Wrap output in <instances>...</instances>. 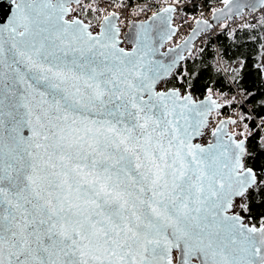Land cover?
<instances>
[{
  "label": "snow or ice",
  "instance_id": "snow-or-ice-1",
  "mask_svg": "<svg viewBox=\"0 0 264 264\" xmlns=\"http://www.w3.org/2000/svg\"><path fill=\"white\" fill-rule=\"evenodd\" d=\"M8 4L0 264H264V0Z\"/></svg>",
  "mask_w": 264,
  "mask_h": 264
},
{
  "label": "trees",
  "instance_id": "trees-1",
  "mask_svg": "<svg viewBox=\"0 0 264 264\" xmlns=\"http://www.w3.org/2000/svg\"><path fill=\"white\" fill-rule=\"evenodd\" d=\"M209 2H211V0ZM188 14H192L191 9L188 10ZM234 28H239V26H235ZM251 35L252 34L246 30L240 29L236 33L235 43L227 39L226 34L220 35L219 39L214 41V43L226 48L228 57H231L237 51V45H242L239 51L244 52L251 62H255L260 52V43H263V41H253ZM257 35H259V33H257ZM197 95H199V93H197Z\"/></svg>",
  "mask_w": 264,
  "mask_h": 264
},
{
  "label": "water",
  "instance_id": "water-1",
  "mask_svg": "<svg viewBox=\"0 0 264 264\" xmlns=\"http://www.w3.org/2000/svg\"><path fill=\"white\" fill-rule=\"evenodd\" d=\"M0 5H3V12H0V22H3V19L5 18L6 20V15L9 13L10 5L8 4V0H0ZM183 38L180 39L179 41H182ZM168 46L169 45L167 44L165 45V47H168Z\"/></svg>",
  "mask_w": 264,
  "mask_h": 264
},
{
  "label": "built area",
  "instance_id": "built-area-1",
  "mask_svg": "<svg viewBox=\"0 0 264 264\" xmlns=\"http://www.w3.org/2000/svg\"><path fill=\"white\" fill-rule=\"evenodd\" d=\"M211 4L215 5V0H214L213 3H211ZM209 5H210V3H209L207 6H205V7H208V8H206V9H207V11H206V13H205L206 15H210V7H209ZM196 14H199V9L196 10ZM175 23H177V24H178V23H182V20H176ZM221 23H222V22H221ZM241 23H242V22H241L239 19H237V21L232 25V27H233V26H236V25H240ZM188 30H189L188 28H185V31L188 32ZM187 32H186V33H187ZM186 33H185V34H186Z\"/></svg>",
  "mask_w": 264,
  "mask_h": 264
},
{
  "label": "rangeland",
  "instance_id": "rangeland-1",
  "mask_svg": "<svg viewBox=\"0 0 264 264\" xmlns=\"http://www.w3.org/2000/svg\"><path fill=\"white\" fill-rule=\"evenodd\" d=\"M206 1L211 4V3H213L214 0H211V2H209L210 0H206ZM205 8H208V7H205ZM186 32L187 31H185V28H184L183 31H182L181 36L179 37V39L177 41H179L185 35ZM263 43H264V41H263Z\"/></svg>",
  "mask_w": 264,
  "mask_h": 264
},
{
  "label": "bare ground",
  "instance_id": "bare-ground-1",
  "mask_svg": "<svg viewBox=\"0 0 264 264\" xmlns=\"http://www.w3.org/2000/svg\"><path fill=\"white\" fill-rule=\"evenodd\" d=\"M216 2H217V0H215V4H216ZM209 3L206 1V4H205V6H207ZM213 4H210L209 6H212ZM199 8H197V10H198Z\"/></svg>",
  "mask_w": 264,
  "mask_h": 264
}]
</instances>
